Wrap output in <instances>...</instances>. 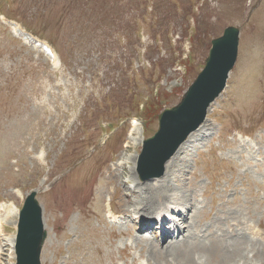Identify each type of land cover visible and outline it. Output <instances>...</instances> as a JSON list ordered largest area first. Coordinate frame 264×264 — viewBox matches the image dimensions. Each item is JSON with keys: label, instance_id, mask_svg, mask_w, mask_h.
<instances>
[{"label": "rangeland", "instance_id": "rangeland-1", "mask_svg": "<svg viewBox=\"0 0 264 264\" xmlns=\"http://www.w3.org/2000/svg\"><path fill=\"white\" fill-rule=\"evenodd\" d=\"M155 1L163 19L181 30L180 12L196 0H179L184 9L178 12L167 0ZM0 2L9 6L8 0ZM199 6L197 2L193 10L200 12L202 32L197 33L200 40L195 39L189 75L168 66L159 80L157 73L129 75L126 56H118L126 47L117 36L132 38L134 17L143 11L138 0H15L11 14L55 45L64 61L59 69L14 39L0 22V200L19 201L15 187L21 194L37 190L47 231L41 264H134L133 259L139 264L141 248L132 247L129 256L124 255L126 237L120 232L127 226L108 224L102 202L111 165L124 161L129 169L141 142L131 139V147L121 149L126 129L119 126L103 146L99 123L109 121V127L121 116L137 114L146 129L138 136H151L158 127L156 112L147 119L136 102L147 103L153 82H160L161 108L177 104L202 68L210 39L231 24L240 28L238 61L205 120L191 133L196 136L177 150L181 152L163 181L162 175L142 180L136 173L138 179L128 180L130 186L134 182L132 191L121 181L125 172L114 174V203L117 210L138 206L151 216L165 207L187 209L185 224L180 223L186 237L165 244V264H235L248 242L242 236L227 239L225 232L200 237L207 226L221 227L226 216L247 219L245 211L264 226V0H208L201 10ZM143 51L138 66L153 72L159 56L148 51L152 61ZM44 146L47 164L41 166L34 158ZM232 173L237 174L235 191L230 190L231 180L228 184ZM235 194L238 203L222 207L225 195L229 200ZM178 197L183 199L180 206ZM121 201L125 204L118 206ZM4 227L8 235L13 233L11 222ZM248 264H264V251L260 249Z\"/></svg>", "mask_w": 264, "mask_h": 264}, {"label": "water", "instance_id": "water-1", "mask_svg": "<svg viewBox=\"0 0 264 264\" xmlns=\"http://www.w3.org/2000/svg\"><path fill=\"white\" fill-rule=\"evenodd\" d=\"M237 32V28L229 27L222 37L213 41L206 67L189 88L182 103L162 114L158 132L145 141L139 157L138 167L142 178L160 175L165 160L203 120L206 106L223 88L226 73L234 63ZM32 210L35 211V208L32 207ZM21 230H26V233L19 236V241L29 240L31 246L26 251H18L26 253L30 264H37L43 241L38 215L24 222Z\"/></svg>", "mask_w": 264, "mask_h": 264}, {"label": "bare ground", "instance_id": "bare-ground-1", "mask_svg": "<svg viewBox=\"0 0 264 264\" xmlns=\"http://www.w3.org/2000/svg\"><path fill=\"white\" fill-rule=\"evenodd\" d=\"M197 132V131H196ZM196 136L194 133L193 134H191V135H189L188 136V138H187V140H189V138L191 137V136ZM193 142V141H192ZM184 144V143H183ZM186 144V143H185ZM192 144V143H191ZM183 145H181V147H182ZM179 152V151H178ZM175 153L174 155H173V157L171 158V159H169L168 161H167V163H166V165H165V167H164V174H165V176L163 175V178L161 179L162 181H163V179L166 177V176H168L169 175V173H170V170H171V168L173 167L172 165H173V163H174V160L176 159V157L178 156V154L181 152V150H180V152L179 153ZM179 158V157H178ZM173 161V163H172V165H171V162ZM171 165V166H170ZM114 174H120V173H114ZM114 174H112V178H113V175ZM112 178L110 179V180H108L106 183H105V186H106V191H107V188H108V186L109 185H113V187L115 188V193L114 194H117V185L116 184H113V182H112ZM121 181L123 182V180H122V177H121ZM124 183V182H123ZM125 184V183H124ZM126 185V184H125ZM130 190H132V191H134V186H133V189L131 188ZM211 193V192H210ZM182 197V196H181ZM167 198V195H164V201H166V200H168V199H166ZM176 199V198H175ZM177 205L180 203V202H182L183 201V199L182 198H180V197H178L177 198ZM216 201H217V199L215 198L212 202H213V204L215 205V203H216ZM166 202H168V201H166ZM163 204V203H162ZM172 206V205H171ZM178 206H180V205H178ZM173 207V206H172ZM9 210H10V212H16V208H14V207H12V208H9ZM140 210H141V207L139 208L138 206H135V207H133V211H135V212H140ZM181 210V208L179 209V210H177V209H175V208H169V207H165V209L164 210H162V211H159L158 213H155L154 215H158V217H160V220H161V224H163V223H165V222H168V224L169 225H171V229L170 228H168V229H166L165 227H163V226H161V229H160V235H162V237H163V241H164V245L166 244V243H168L167 242V239H166V237H168L170 234H172L173 232H177L178 233V236L179 235H182L181 236V238L182 237H186V234L184 235V233H185V227L184 228H182L180 225H179V227H178V223L177 222H180V223H182V224H185L184 222H183V220L184 219H186V216L188 215V212H187V209L186 210H184V211H180ZM169 215V213H173V214H175L176 216H177V218H176V220L177 221H173L172 219H169V216H167V214ZM209 216H210V214H209ZM153 218H156V217H153ZM221 219V218H220ZM157 223H158V221H157ZM135 224H138V230H140L139 231V233H141V234H144V232H143V230L144 229H146V228H144L145 227V225L143 224V223H139V222H136ZM157 226V225H156ZM212 226V224H210V225H208L207 226V229H206V232H207V230H209V228ZM142 229V230H141ZM186 229H188V228H186ZM189 230V229H188ZM163 231H166V232H164L163 233ZM128 232H130L131 233V235H129V236H133V233H132V230H127L124 234H126V233H128ZM168 232V233H167ZM225 233H227L226 231H224ZM211 233H216V232H210V233H208V234H211ZM208 234H202L200 237H205V236H207ZM217 234V233H216ZM198 235V234H197ZM217 235H220V234H217ZM142 236H144V235H142ZM239 237H241V236H239ZM144 238H145V236H144ZM180 240V239H179ZM173 241V240H172ZM176 241V240H175ZM12 241H10V243H11ZM136 242V241H135ZM169 242H171V241H169ZM137 243V242H136ZM136 243L134 244V246L136 245ZM150 246V245H149ZM151 253H152V255H154V254H156L155 253V251H154V249L152 248L151 249ZM126 254L128 255V252L126 251V253L124 254L125 256H126ZM151 257H153V256H151ZM243 258H241V259H244L245 257H244V255L242 256ZM164 258V256L162 257V259ZM161 259V258H160ZM197 264V263H196Z\"/></svg>", "mask_w": 264, "mask_h": 264}]
</instances>
